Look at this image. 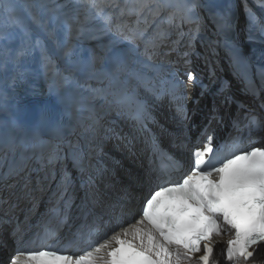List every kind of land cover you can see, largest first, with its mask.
Returning a JSON list of instances; mask_svg holds the SVG:
<instances>
[{
    "label": "snow or ice",
    "instance_id": "1",
    "mask_svg": "<svg viewBox=\"0 0 264 264\" xmlns=\"http://www.w3.org/2000/svg\"><path fill=\"white\" fill-rule=\"evenodd\" d=\"M106 6L90 0L89 7L96 10L90 19H101L110 31L111 17L103 14ZM146 6V0H141L139 7ZM168 6L167 3L157 5L156 14ZM4 7L8 5L4 4ZM199 8L197 0H181L176 11L169 13L170 22L178 18L182 24L196 25L189 33V48L200 32ZM123 38L135 40L140 37L133 34ZM145 52L152 54L147 47ZM127 61V54H117L112 58L110 68L99 73L90 69L93 75L108 78L106 85L101 80V87L91 89L94 97H111L109 103L118 108L127 107L135 99L128 95L126 81L121 79ZM186 76L188 81L195 82L190 68L186 70ZM182 85L183 81L169 73V78L162 81V87L153 91L176 100L177 111L186 118L180 103ZM135 105L134 116L143 124L150 118L147 103L136 101ZM44 118L42 112L41 119ZM250 125H256L254 117L250 119ZM213 139L208 136L202 147L194 148L192 166L179 180L171 178L170 167L178 170L183 167L182 163L164 157L168 163L153 170L150 181L155 190H150L146 197L140 217L130 226L114 230L110 238L90 251L71 255L63 247L42 245L41 250L17 249L9 257L8 264H220L216 244L217 238L225 233L229 234L221 250L225 264H258L264 259V146L241 148L238 141L231 140L217 148L212 144ZM209 158L214 162L210 163ZM64 159L55 153L48 161L50 164L61 163V187L67 189L72 177ZM68 159L72 168L81 173L87 170V158L82 153L72 152ZM84 227L91 233L97 227L95 219L86 220ZM52 231L46 226L38 239H51ZM18 233L19 230L14 234L17 242L23 243V237Z\"/></svg>",
    "mask_w": 264,
    "mask_h": 264
},
{
    "label": "bare ground",
    "instance_id": "2",
    "mask_svg": "<svg viewBox=\"0 0 264 264\" xmlns=\"http://www.w3.org/2000/svg\"><path fill=\"white\" fill-rule=\"evenodd\" d=\"M167 3L176 6L181 1L168 0ZM206 7V12L212 22V31L209 33L205 43L200 46V50L195 52L192 59L194 62L193 73L195 75V82L188 81L187 76H185L186 81H184H188L189 85L192 84L194 89H198L196 92H192L191 97L193 96V99L188 96L191 105L194 100L203 94L204 102L201 106H196L197 122L209 119L208 113L213 110L214 106L219 105L222 99L220 97L221 89L227 86L228 82H230V87H233L238 85L237 81L241 79L239 66L235 63L234 58H231L227 54L224 47V36L230 34L242 47V50L249 54L252 51L256 53L264 50V0L260 5H257L255 18L247 20H242L238 17L237 6L234 0H206ZM15 33L17 35V43L16 46H13V66L4 70L0 68V90L6 105L5 110H0V144L9 141L10 144L19 148L21 154L28 153L33 147L43 149L47 146L46 144L52 147L57 145L58 152L56 151L55 153L65 158L64 164L68 168H71L70 159L68 158L72 152H77L82 153L87 158V168L93 170V175L98 174L100 176L103 172H100V166L95 168L94 163L90 161L89 158L92 154L95 155L97 161L103 160V163L108 168H111L116 173H121L122 169L118 167L116 162L126 163L125 166L127 167L129 163V160L126 158V156H129L127 150L130 151L132 147L129 124L132 122L133 116L127 107L118 108L110 104L111 97L103 99L94 97L93 94L92 99L84 100L68 94L65 96L58 94L51 84V78L59 72L57 64H48L44 68L36 57L37 51L33 41L30 38L24 37L21 32L15 30ZM47 39L54 48L55 54L59 56L58 60L68 65L76 66L78 74L92 68L96 71L99 67L103 70L108 69L111 67L114 56L128 52V49L123 47L113 49L107 57L98 59V61L95 60V64L92 65L83 60V53H88L90 48L81 45L78 40L66 39L65 37H59L55 41H52L50 38ZM177 51H180L178 61L180 60L181 62L183 51L180 49ZM143 58L146 60L140 59L142 63L140 68L131 65L128 58L126 65L129 67V73L121 75V79L126 81L127 91L130 95L137 98V100L147 103L148 110L152 115L161 117L164 112L162 120H171L173 116L165 109L159 99L154 97L156 94L153 90L161 88L164 79V77L156 75L154 70L159 67L163 68L167 77H169V73H174L178 76L182 71L177 70V67H174L169 61L155 60L153 55L147 54ZM222 60L226 62L225 66L224 62H221ZM249 61L255 67H259L258 61L255 58L249 57ZM248 63L251 65L250 62ZM96 66L97 68H95ZM216 70L217 74L221 76V78L219 77L220 79L214 77ZM150 75L154 79L151 83H146L145 78ZM23 85L27 86V89L31 92L21 94L20 90ZM189 89H191L190 86ZM42 93L44 95L40 96ZM184 95L187 96L186 94ZM95 111H99L100 115H95ZM32 112L42 127L41 133L34 138L43 135H49V137L31 142L34 139L32 131H29V119ZM42 112L45 116L44 119H41ZM20 116L22 117L20 118ZM73 128L75 130L71 134V129ZM125 130L129 133L127 132V135L124 137ZM60 136H63L64 139H60ZM117 137L118 140L112 143L110 139H116ZM105 146L108 148L104 149ZM121 150L123 152H120ZM104 153L112 155L109 162L108 157L106 158ZM24 160L25 158L19 157V159L9 163L7 173H5L3 179L10 180L16 173H19ZM60 166L61 163L58 162L54 171L55 177L61 174ZM128 166L131 169H137L132 164H128ZM71 172L74 173L73 170ZM129 175L134 176L136 174L132 172ZM142 175L143 173L135 176L139 178L138 181L140 182L135 186H144L145 179ZM84 176L85 172L81 173L78 170L74 174L72 183L82 180ZM13 180L17 181L18 179ZM97 184L101 185L102 181H97ZM58 189L65 190L61 187V182H59ZM75 189L76 187L73 186L72 190ZM46 198L47 195L43 198L44 200L42 199L41 203L45 202ZM136 219L138 218L134 217L123 227H128L135 223ZM110 235L108 238H110ZM228 237V233H225L222 237H218L217 247ZM4 255V251L0 249V260L3 259ZM217 259L220 264H223V258L219 252L217 253ZM258 264H264V259L258 261Z\"/></svg>",
    "mask_w": 264,
    "mask_h": 264
},
{
    "label": "rangeland",
    "instance_id": "3",
    "mask_svg": "<svg viewBox=\"0 0 264 264\" xmlns=\"http://www.w3.org/2000/svg\"><path fill=\"white\" fill-rule=\"evenodd\" d=\"M96 2L107 5L103 14L111 17V25L108 26L111 28L110 31L101 19H90L96 14V10L89 7L90 0H3V2H0L1 70L13 66V46H16L17 43L16 30L33 41L37 51L36 57L44 68L48 64H57L59 72L51 78V84L55 92L63 96L68 94L72 97L88 100L91 97L93 98L91 89L101 87L102 84L101 82H98V84L93 83L89 76L78 74L76 66L59 61V56L55 54L54 48L47 38L52 41L59 39V37L78 40L81 45L90 48L88 53L96 61L107 57L113 49L127 48L128 52L126 54L130 63L135 65L136 68H140L142 65L140 59L147 56L146 47L155 60L168 62L167 58H169L175 60L177 65L180 62L178 61L180 51L177 50L180 49L183 51V55L178 66L182 68L181 63L186 64L185 61L188 58V62L192 67L190 69L192 72L194 71V62L192 61L194 54L197 50H200V46L205 43L212 31V22L206 12V0H197L200 5L198 12L201 28L198 38L191 48L187 47V42L190 31L194 30L196 25L182 24L178 18L170 22L169 13L175 12L176 6L168 4V0H146L147 6L143 8L139 7L141 0H96ZM234 2L237 6L238 17L247 20L255 18L257 5H260L263 0H234ZM163 3H167L169 6L156 14L157 5ZM4 4H7L8 7L5 8ZM177 25L180 26L177 27ZM133 34L140 38L135 40L123 38ZM178 40L181 42L179 44L175 43ZM112 41H116V43L113 44ZM185 53H187L186 56ZM221 62H224L225 66L226 62L224 60ZM169 63L176 65L171 61ZM180 68L177 67L176 69L182 71ZM128 73L129 67L126 65L121 75ZM214 77L221 78L217 74V70ZM241 79L237 81L238 84ZM103 84L106 85L107 82H103ZM2 95L0 90V110H5V99ZM95 113V115H98L100 112L95 111ZM150 116H153L152 113H150ZM74 130V128L71 129V134L74 133ZM47 137L49 135L38 136L31 142ZM9 145L0 152V188L24 187L25 185L39 186L41 185V182H39L40 176L45 177L52 173L54 175L58 162L50 164L48 158L56 151L58 152L57 145L52 147L46 144L47 146L43 149L33 147L32 150H29L30 153L24 154H21L19 148L13 144L9 143ZM107 146L104 149L108 148ZM19 157L25 158L20 172L16 173L14 177L12 176L13 173L10 174L13 177L10 180L3 179V176L7 173L9 163L19 159ZM89 159L93 163L96 162L94 154ZM38 170H41L39 174H37ZM36 174V179L32 182L33 185L28 184L29 178ZM8 201H6L7 204L11 200Z\"/></svg>",
    "mask_w": 264,
    "mask_h": 264
}]
</instances>
